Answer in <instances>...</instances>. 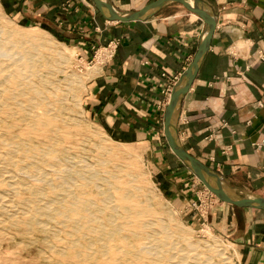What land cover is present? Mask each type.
Segmentation results:
<instances>
[{"label":"rangeland","instance_id":"374dc122","mask_svg":"<svg viewBox=\"0 0 264 264\" xmlns=\"http://www.w3.org/2000/svg\"><path fill=\"white\" fill-rule=\"evenodd\" d=\"M3 2L0 26L17 33L36 69L17 100L1 95L0 154L5 145L15 154L0 164V264H239L240 253L207 226L218 199L197 178L186 202L171 198L158 153L112 135L87 109L88 82L119 42L87 49L73 40L79 31L70 38L45 22L30 24ZM27 35L31 42L21 39ZM27 106L50 125L29 127ZM74 201L90 211L67 214Z\"/></svg>","mask_w":264,"mask_h":264},{"label":"crops","instance_id":"0c3cea01","mask_svg":"<svg viewBox=\"0 0 264 264\" xmlns=\"http://www.w3.org/2000/svg\"><path fill=\"white\" fill-rule=\"evenodd\" d=\"M3 1L6 13L30 24L45 22L70 38L79 31L73 40L87 49L119 42L113 58L88 82L86 107L112 135L157 152L166 162L171 198L186 202L197 182L167 147L164 112L192 64L204 22L179 3L143 21L112 23L92 0ZM106 1L118 13H132L157 0ZM199 1L215 19V29L178 106V140L220 177L224 189L264 199V0ZM209 209L207 226L240 253L239 264H264V211L219 200Z\"/></svg>","mask_w":264,"mask_h":264},{"label":"water","instance_id":"95a60500","mask_svg":"<svg viewBox=\"0 0 264 264\" xmlns=\"http://www.w3.org/2000/svg\"><path fill=\"white\" fill-rule=\"evenodd\" d=\"M95 9L106 21L112 23H131L143 21L170 3H179L187 10L197 15L204 22V31L192 64L183 73L172 90L169 102L164 112V136L167 145L174 156L197 178L203 186L219 201L234 206L264 211V199L259 197H242L224 189L220 177L191 157L180 145L176 132V112L183 95L190 88L199 68L202 58L208 51L211 37L215 29V19L203 8L199 0H157L132 13H118L106 0H92Z\"/></svg>","mask_w":264,"mask_h":264},{"label":"bare ground","instance_id":"6f19581e","mask_svg":"<svg viewBox=\"0 0 264 264\" xmlns=\"http://www.w3.org/2000/svg\"><path fill=\"white\" fill-rule=\"evenodd\" d=\"M190 2H191V0H190ZM3 28H1V26H0V74H1V76H0V78H1L0 79V101H2L1 95H3V94L9 95V97L14 98V100H17V98L22 93V91H21L22 87L21 88H19V87L20 86L24 87L30 78H34V76H35L34 72L36 69V67H35L36 62L33 59V57H30V58L25 57L27 52L22 49L23 43L22 44L17 43V33L16 34L12 33L9 30L7 31ZM19 35H21V33ZM22 35H24V34L22 33ZM28 36L29 35H27L26 38H24V36H22L23 38H21V39L22 40L24 39L26 42H29L31 39ZM27 39H30V40H27ZM65 63H66V61H65ZM57 64H58V62H57ZM59 72H60V70H59ZM30 85H32V83H30ZM28 86H29V84H28ZM33 109H34L33 106H27L23 109V111H24L23 118H24V120L29 121L28 122L29 127H32L34 129L35 127L39 128L40 126H42V128H43L44 126L50 125L51 120L47 119L45 116H44L45 118H42L38 115H34ZM38 125H39V127H38ZM0 140H2V139L0 138ZM2 145H4V144H2ZM5 146L6 147H5L4 151L0 154V164L4 163L6 165V164H9L10 162H13L12 160L14 158L15 151L11 145H5ZM17 188L12 187V191H16ZM37 195H41V193H38ZM68 195H70V194H68ZM29 202H31V200ZM76 203H77V201L68 203L69 206L67 207L68 209H66L67 214L71 215V214H74L76 212H81V211H83V209H84V212H87V213L90 211L89 207L79 208V205H77L76 208H74L75 207L74 205H76ZM46 209H44V210L48 212L49 210L48 209L46 210ZM113 211H111V212H113ZM127 212H129L128 209H127ZM41 213H42V210H41L40 214ZM109 217H108L109 223L113 226V224L115 222V216L111 215ZM114 226H115V224H114ZM109 231H108V235H106V237L111 238V236L116 235L120 231V228L115 227L114 229L111 230L112 232L110 234H109ZM103 236H105V235H103ZM100 237H102V236H100ZM220 254H221V252H220Z\"/></svg>","mask_w":264,"mask_h":264},{"label":"built area","instance_id":"2783aa9c","mask_svg":"<svg viewBox=\"0 0 264 264\" xmlns=\"http://www.w3.org/2000/svg\"><path fill=\"white\" fill-rule=\"evenodd\" d=\"M116 47V46H115ZM112 50V49H111ZM110 58L112 57V51H110V56H109ZM169 91V90H168ZM207 194H209L208 192H207ZM209 196H212V195H210L209 194Z\"/></svg>","mask_w":264,"mask_h":264}]
</instances>
